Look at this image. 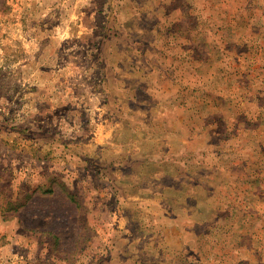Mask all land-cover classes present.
I'll use <instances>...</instances> for the list:
<instances>
[{"label": "rangeland", "instance_id": "obj_1", "mask_svg": "<svg viewBox=\"0 0 264 264\" xmlns=\"http://www.w3.org/2000/svg\"><path fill=\"white\" fill-rule=\"evenodd\" d=\"M0 264H264V0H0Z\"/></svg>", "mask_w": 264, "mask_h": 264}]
</instances>
